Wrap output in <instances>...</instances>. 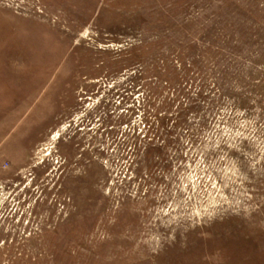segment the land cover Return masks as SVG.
I'll use <instances>...</instances> for the list:
<instances>
[{"label":"rangeland","instance_id":"rangeland-1","mask_svg":"<svg viewBox=\"0 0 264 264\" xmlns=\"http://www.w3.org/2000/svg\"><path fill=\"white\" fill-rule=\"evenodd\" d=\"M0 264H264V0H0Z\"/></svg>","mask_w":264,"mask_h":264},{"label":"clouds","instance_id":"clouds-1","mask_svg":"<svg viewBox=\"0 0 264 264\" xmlns=\"http://www.w3.org/2000/svg\"><path fill=\"white\" fill-rule=\"evenodd\" d=\"M238 114L242 115V111L238 112ZM240 123L241 126H243L244 122L241 121ZM229 133L230 129L224 127L221 135L227 137ZM233 135L239 136L241 133L237 131ZM222 176L225 178V184L220 186L219 191L213 190L208 194H202V196L195 201L183 202L179 205L181 210L170 215L167 219L162 220L161 226H182L186 228L203 222L205 218L213 220L214 218H217L218 215L224 213L238 215L241 211L246 212L247 207L243 203V194L241 192L234 191L231 196L220 194L221 192L227 193V185L233 182L242 186L246 177L240 172L236 165L227 169ZM161 240L162 235L159 232H150L143 238L142 243L146 244L150 250L156 251L161 246Z\"/></svg>","mask_w":264,"mask_h":264}]
</instances>
